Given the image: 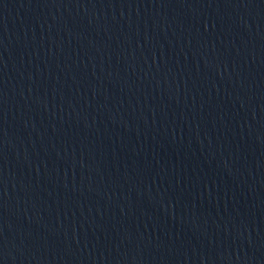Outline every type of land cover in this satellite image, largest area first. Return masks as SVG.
Instances as JSON below:
<instances>
[{
	"label": "water",
	"instance_id": "obj_1",
	"mask_svg": "<svg viewBox=\"0 0 264 264\" xmlns=\"http://www.w3.org/2000/svg\"><path fill=\"white\" fill-rule=\"evenodd\" d=\"M0 264H264V0H0Z\"/></svg>",
	"mask_w": 264,
	"mask_h": 264
}]
</instances>
